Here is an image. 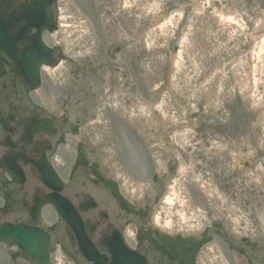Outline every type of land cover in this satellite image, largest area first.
Instances as JSON below:
<instances>
[{
	"label": "rangeland",
	"instance_id": "374dc122",
	"mask_svg": "<svg viewBox=\"0 0 264 264\" xmlns=\"http://www.w3.org/2000/svg\"><path fill=\"white\" fill-rule=\"evenodd\" d=\"M53 12L63 61L33 98L92 133L112 177L152 203L150 217L222 220L264 247V0H55ZM147 146L160 159L179 151L155 202ZM214 241L213 259L231 264ZM58 251L55 264H80ZM0 264H12L1 243Z\"/></svg>",
	"mask_w": 264,
	"mask_h": 264
},
{
	"label": "flooded vegetation",
	"instance_id": "af4514ba",
	"mask_svg": "<svg viewBox=\"0 0 264 264\" xmlns=\"http://www.w3.org/2000/svg\"><path fill=\"white\" fill-rule=\"evenodd\" d=\"M54 4L0 0V225L8 221L39 227L49 234L53 258L57 245L81 264H109L116 240L145 264H219L212 257L215 239L222 256L232 254L231 264H264V252L259 256L264 247L231 232L222 221L196 228L180 219L170 227L153 224L148 201L135 202L112 177L90 142L92 133H82L77 119L53 113L47 100L33 98L44 72L62 60L60 45L51 40ZM49 18L53 28L47 30ZM147 141L149 146L154 142ZM145 148L151 169L173 163L167 152L160 159L156 148ZM46 170L57 180L43 179ZM170 172L154 176V188ZM162 191L157 187L154 198ZM51 198L70 222L58 214ZM83 241L93 245L96 260L84 258Z\"/></svg>",
	"mask_w": 264,
	"mask_h": 264
},
{
	"label": "water",
	"instance_id": "95a60500",
	"mask_svg": "<svg viewBox=\"0 0 264 264\" xmlns=\"http://www.w3.org/2000/svg\"><path fill=\"white\" fill-rule=\"evenodd\" d=\"M172 43L169 42L171 47ZM0 237L10 244H18L23 254L32 260L33 264H48L47 262V237L37 228H29L26 225L3 224L0 229ZM88 249L89 246L87 245ZM88 253V251H86ZM93 258V257H90ZM118 264H125L123 261ZM129 264H135L131 261ZM142 264V263H140Z\"/></svg>",
	"mask_w": 264,
	"mask_h": 264
},
{
	"label": "bare ground",
	"instance_id": "6f19581e",
	"mask_svg": "<svg viewBox=\"0 0 264 264\" xmlns=\"http://www.w3.org/2000/svg\"><path fill=\"white\" fill-rule=\"evenodd\" d=\"M174 157V156H173ZM175 158V157H174Z\"/></svg>",
	"mask_w": 264,
	"mask_h": 264
}]
</instances>
